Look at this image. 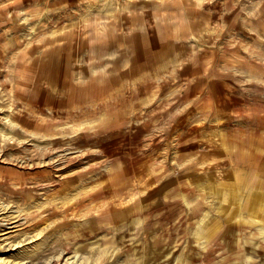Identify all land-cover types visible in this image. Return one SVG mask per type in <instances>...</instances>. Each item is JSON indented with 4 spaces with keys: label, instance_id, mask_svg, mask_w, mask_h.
I'll return each instance as SVG.
<instances>
[{
    "label": "rangeland",
    "instance_id": "rangeland-1",
    "mask_svg": "<svg viewBox=\"0 0 264 264\" xmlns=\"http://www.w3.org/2000/svg\"><path fill=\"white\" fill-rule=\"evenodd\" d=\"M100 1L0 0V264H264V0Z\"/></svg>",
    "mask_w": 264,
    "mask_h": 264
},
{
    "label": "bare ground",
    "instance_id": "bare-ground-1",
    "mask_svg": "<svg viewBox=\"0 0 264 264\" xmlns=\"http://www.w3.org/2000/svg\"><path fill=\"white\" fill-rule=\"evenodd\" d=\"M102 2H103V1L101 0L100 3H102ZM90 3L93 4V0H90ZM100 3L98 2L97 4H100ZM123 7H124V6H122V8H123ZM83 18L86 19L87 16H84ZM250 190H251V189H250ZM251 192H252V191H251ZM254 192H255V191H254ZM250 194H252V193H250ZM253 197H254V196H253ZM255 207H256V206H255ZM205 215H206V214H205ZM200 219H201V218H200ZM201 224H202V223H199V226H200ZM158 249H159V248H158ZM151 253H152V252H151Z\"/></svg>",
    "mask_w": 264,
    "mask_h": 264
}]
</instances>
